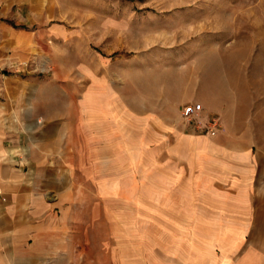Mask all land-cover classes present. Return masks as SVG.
Segmentation results:
<instances>
[{"label": "crops", "instance_id": "crops-1", "mask_svg": "<svg viewBox=\"0 0 264 264\" xmlns=\"http://www.w3.org/2000/svg\"><path fill=\"white\" fill-rule=\"evenodd\" d=\"M18 1L0 0V10L7 14ZM35 40V32L0 21V57L8 52L27 55ZM96 76L94 87L112 85ZM46 81L0 74V264H72L74 259L78 264L90 258L85 246L90 223L94 229L100 222V200L117 197L116 173L100 176L106 160L100 152L114 151L118 136L126 138L139 125L142 135L144 127L156 128L163 146L187 152L165 176L174 189L156 191L152 197L162 201L153 203L154 209L142 200L131 210L142 216L141 223L144 217L141 232L156 214L157 230L172 234L152 245L126 235L119 256L110 258H146L141 264H149V258L151 264H264V245L251 234L264 231V206L254 187L260 160L240 129L235 139L228 129H217L214 136L198 133L196 127L193 133L182 132L174 120L182 115L183 103L192 101L185 96L164 99L135 121L132 107L119 104L110 93L96 92L77 101L73 115L68 107L54 105L52 96L40 94ZM203 103V124L197 129H209L213 112L220 110L212 99ZM168 135L173 141L166 143ZM184 183L188 186L180 185ZM136 198L149 195L142 191ZM181 200L187 205L182 207ZM108 214L114 217L116 247L115 206ZM130 226L125 223L126 230ZM181 231L188 232L183 239Z\"/></svg>", "mask_w": 264, "mask_h": 264}, {"label": "rangeland", "instance_id": "rangeland-1", "mask_svg": "<svg viewBox=\"0 0 264 264\" xmlns=\"http://www.w3.org/2000/svg\"><path fill=\"white\" fill-rule=\"evenodd\" d=\"M0 21L36 33L29 54L8 52L0 57V74L18 73L37 84L47 80L45 87L36 89L73 115L77 101L96 92L110 93L119 104L132 107L135 121L164 99L185 96L201 103L202 111L203 100L219 103L220 110L211 116L217 119V129H228L232 139L240 129L252 141L254 157L260 160L254 187L264 206V0H19L9 13L0 10ZM95 73L112 85L94 87ZM200 113L189 118L179 114L174 124L185 133L196 127L198 133L214 136L217 129H197L203 124ZM141 127L134 126L126 138L118 136L114 151L100 152L106 159L100 176L116 173L117 197L115 201L101 198L100 222L94 229L90 223L85 246L90 258L78 264H141L146 258L110 255L119 256L126 235L146 238L152 245L172 234L157 230L156 214L149 216L141 232L144 217L141 223L142 216L132 215L131 210L142 200L154 209L153 203L162 201L152 197L154 193L174 189L165 176L173 161L186 159L187 152L163 146L156 128L144 127L142 135ZM167 140L172 142L173 136ZM126 190L133 199L125 197ZM142 191L149 198H136ZM113 206L116 247L114 217L108 214ZM125 223L133 228L126 230ZM186 233L181 231L180 237ZM251 234L264 245L263 230Z\"/></svg>", "mask_w": 264, "mask_h": 264}, {"label": "built area", "instance_id": "built-area-1", "mask_svg": "<svg viewBox=\"0 0 264 264\" xmlns=\"http://www.w3.org/2000/svg\"><path fill=\"white\" fill-rule=\"evenodd\" d=\"M202 109H203V106L201 103L199 102L190 103L183 107L182 114L185 117L189 118V117L197 116L202 111ZM209 125H210L209 130L213 131L217 129L219 124L216 118H212Z\"/></svg>", "mask_w": 264, "mask_h": 264}]
</instances>
